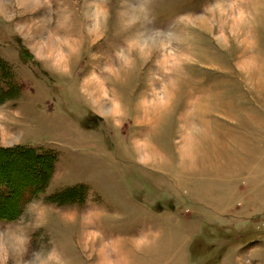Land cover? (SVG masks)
Returning a JSON list of instances; mask_svg holds the SVG:
<instances>
[{
  "label": "rangeland",
  "instance_id": "1",
  "mask_svg": "<svg viewBox=\"0 0 264 264\" xmlns=\"http://www.w3.org/2000/svg\"><path fill=\"white\" fill-rule=\"evenodd\" d=\"M3 2L0 264H264V0Z\"/></svg>",
  "mask_w": 264,
  "mask_h": 264
},
{
  "label": "crops",
  "instance_id": "2",
  "mask_svg": "<svg viewBox=\"0 0 264 264\" xmlns=\"http://www.w3.org/2000/svg\"><path fill=\"white\" fill-rule=\"evenodd\" d=\"M43 2L45 3V4H43ZM3 3H8V4H6V5H8V6H6L3 10H2V14L3 13H7L9 16L10 15H13V16H17V17H38V15H40L39 17H42V15L44 14L43 13V11H44V9H41V5H48V3H50V10H51V12H50V26H54L55 24H56V17H60V16H57V7L58 6H66V11L68 10V8H69V5H70V0H45V1H43V0H39V2H37V0H18V2H12V0H7V2H3ZM32 3H34V4H32ZM99 3V2H98ZM101 3V2H100ZM99 3V4H100ZM17 4L19 5V7H22V8H18L17 7ZM31 6V9L30 10H28L27 8H26V6ZM17 10V12H16V10ZM17 13V14H16ZM43 13V14H42ZM61 15H63L62 14V11H61V13H60ZM66 14H68L67 16H66ZM66 14H64L66 17H74V14H71V13H66ZM37 15V16H36ZM97 15H99V14H96L95 15V17L97 16ZM45 16V15H44ZM72 24H73V22H72ZM73 27V26H72ZM81 31H82V29H81ZM68 32H73L72 31V29L71 30H68ZM51 42V41H50ZM65 58L64 57H62V61L64 60ZM61 62V61H60ZM66 62V61H65ZM68 87V86H67ZM69 89H70V87H68ZM58 164V163H57ZM57 164H56V167H55V171H54V178L56 177V175H57ZM143 164V163H142ZM142 166H144L145 167V165L143 164ZM149 169H154L155 171H157V169L156 168H149ZM156 173H166L165 171H157Z\"/></svg>",
  "mask_w": 264,
  "mask_h": 264
},
{
  "label": "trees",
  "instance_id": "3",
  "mask_svg": "<svg viewBox=\"0 0 264 264\" xmlns=\"http://www.w3.org/2000/svg\"><path fill=\"white\" fill-rule=\"evenodd\" d=\"M2 64H4V62H2ZM5 85L6 84H4V83L3 84L0 83V92H2V93L4 92V94L6 95V94L10 93L11 89L9 88V86L7 87V85L6 86ZM14 151L20 152L21 153V154L19 153L20 155L26 154L29 156H33L34 158H37V159L45 156L44 153H40L41 150L37 151L33 147H29L28 145H21V144L17 145L14 148ZM53 160H54L53 165H52L51 171H50V173L52 175L54 174V171H55V167H56V163H57V156H55ZM45 171H46V168H44L42 170V173H44ZM11 182H12V179L11 180L9 179V180H6V181L0 183V218H6V220L16 218L15 215L16 214L18 215V213H19L17 211H15L14 214L7 213L10 216L9 218L5 217L6 215H4V214H6V213H4L5 212L4 210H7V207L10 204V200L12 199L13 194L15 193L14 186L11 184ZM77 187H75L74 189L72 188L73 189L72 191H75ZM80 190H83V188H81ZM16 210H18V209H16ZM12 216H14V217L11 218Z\"/></svg>",
  "mask_w": 264,
  "mask_h": 264
},
{
  "label": "bare ground",
  "instance_id": "4",
  "mask_svg": "<svg viewBox=\"0 0 264 264\" xmlns=\"http://www.w3.org/2000/svg\"><path fill=\"white\" fill-rule=\"evenodd\" d=\"M116 109V108H115ZM118 111V110H117ZM104 256V255H103ZM105 257V256H104ZM106 259H108L107 257H105ZM105 261V260H104Z\"/></svg>",
  "mask_w": 264,
  "mask_h": 264
}]
</instances>
